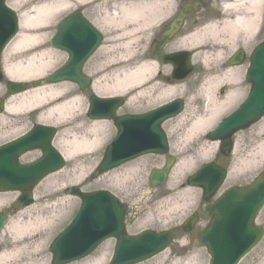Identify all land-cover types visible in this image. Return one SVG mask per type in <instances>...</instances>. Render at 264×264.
<instances>
[{"label": "rangeland", "instance_id": "1", "mask_svg": "<svg viewBox=\"0 0 264 264\" xmlns=\"http://www.w3.org/2000/svg\"><path fill=\"white\" fill-rule=\"evenodd\" d=\"M59 1H69L72 4V7L58 15L56 21L50 25L47 31V38L41 47L43 50L50 51L49 57L55 62V64L50 71L46 72L42 76L29 78L28 80H25V82L30 83L34 79L44 78L64 63L67 57L66 54L52 49L49 46V41L55 34L57 25L65 16L76 9L81 10L82 15L102 34L101 45L83 68L84 74L90 76L94 82H92V87L86 90V92H81L76 85L70 83L72 87H74L73 97L77 96L82 100L81 111L78 113L81 117L78 118L77 113L73 118L69 117L64 119H59L58 115H53V121H58V124L53 125L38 122V111L25 112V114L22 115H5L3 111L2 114H0V119H4L0 121V145L21 136L34 124L47 125L56 129L57 134L53 140V146L57 150H59L58 147L63 140L71 139L74 134L73 132H75L76 136L90 133V127L93 126L94 123H104L106 125L104 128L105 133L104 136H102V141L96 152H80L76 154L72 160H66L65 168L62 171L46 178L47 180H44L46 182L42 181L34 190V203L32 206L23 209L17 207L16 204L13 205L15 198L18 197V193L16 192L0 193V199H3L5 202L1 204L0 212H3L8 216V222L0 233V255L17 250L25 245L27 246L29 245L28 243H30L29 248L36 245L38 240L36 236L39 235L37 233L39 231L31 232L30 238L29 233H26L27 235L24 233L22 236L18 237V235H14L8 230L13 223L22 218L21 215L25 214V218L23 220L24 222L39 217L42 220L48 219L55 224L52 231L48 233L46 237L47 241L44 245V253L42 254V257L44 256L43 263L50 264L51 253L48 250L50 243L70 222L80 205L79 200L76 197H72L68 193L67 189L71 187H78V189L84 193L98 190L108 191L112 193L122 204H124L127 207L125 225L128 233H137L143 230H169L174 234L173 241L164 252L142 264H184L187 259H191L193 257L196 264H208V254L204 249L199 248L196 242V232L204 225V221L207 220V216L204 214L200 215V220L198 221L200 224H197L196 228H194V232L183 233L180 230L181 223L191 214V212H193L198 200H200V191H186V188H183L181 184H184V178L187 175L194 172L201 164L211 162L217 155L218 144L208 142L205 139V136L209 131L215 128L224 116L235 110L238 107L239 102H241L246 95L248 85L245 83L244 77L245 68L248 66L247 57L250 51L259 42L264 40V5L261 8L259 33L256 36H247V39H244L245 37L241 38L239 35L233 44L230 42V45L227 46L226 43L228 48L227 54L225 53V55L220 56L217 59H211L210 63H204L202 55L200 53L197 55L200 50L199 48L201 47L199 44L204 45V42L206 41V45L211 47L214 43L213 39L205 37L193 40L192 42H187L186 45L189 46L183 49L177 47L176 45L179 46V42L187 36V34L184 35V29H190L189 33L191 34L201 26L207 24L206 21L208 18L213 17L216 19V17H221L218 0H170L171 4L169 5H171L173 14L168 21H163L159 24V26L155 25V21L152 24L151 19L149 22L146 21L142 24L141 22L140 24H132L128 30L130 32L128 39H125L126 37L122 36L119 37L121 32H116L119 29V26L113 22V19L118 21L122 20L121 5L125 6L129 4V2H140L143 4L146 3V1L151 0H93L91 2H78L76 0H35L21 2L20 12L24 13L25 11H30L36 5L55 3ZM197 3L200 5L199 9L195 12H189L186 15L180 30L176 33L174 38L170 40L162 50L157 51L153 49V42L159 39L162 32L168 31L170 22L175 18L177 13L182 12L184 7L183 5L187 4L191 6L192 4ZM14 12L19 19L20 12H16L15 10ZM188 26L192 27L190 28ZM20 34L21 30L19 29V33L16 37ZM127 42L128 46L124 50L121 46ZM111 48L113 49L111 50ZM115 48H117V50ZM238 49L242 50L245 54V59L241 64L243 67L237 70L235 76L237 77V80L240 77L242 82L238 93L230 104L216 114L213 125L203 135H195L193 138L182 144V146L178 141V135L183 132L184 123L186 121L208 115L204 106V98H201V94H199L198 91L207 80L214 77L212 74L208 73L209 68L212 66L218 68L221 65L223 66L225 63L226 66H228L226 60H228V58ZM179 50L188 51L192 54L191 63L193 65V72L182 81H172L170 78V67L162 62V57L164 54L175 51L177 52ZM37 52L39 51L38 49L36 50V48L30 54L25 53L22 56L19 54V56H17V52H15L8 57V63L10 66L17 64L26 66L27 60ZM3 56L4 55H2L0 59V69L2 73L4 66ZM212 62L214 63L212 64ZM142 65H145L147 70L149 69L145 76V83L146 81L148 82L149 80L154 79L153 84H156L158 83V80H160L155 88L146 91L142 96H138L131 102L128 101L129 96L127 93L133 89L127 90L124 95H101L98 97L122 96L125 99L124 104L117 110L116 116L142 114L156 108L157 106L168 103L171 100H181L183 102L182 112L178 116L166 120L161 124V129L166 135L168 151L161 154L159 156L161 158L155 157L156 155H150L138 160L136 159V161L131 163L128 162L122 167L99 175L96 173V167L102 159L105 147L114 137L115 128L111 121L93 122L86 117L88 98L91 95L97 96L92 90L94 85L102 88L104 86L113 85L112 79H115L117 76L122 78L124 73L133 72L136 68ZM234 68L237 69L238 66ZM6 83V79H4L3 83L0 84V98L6 97ZM30 87L31 86L29 85V90L27 92L31 91ZM168 88H175L176 95L168 100H163L164 98H161L163 92ZM222 90L223 89H221L220 86L217 87L214 91V95L218 94L219 97L224 96L223 94L225 91ZM68 96L64 97L63 100H69L70 97L67 98ZM63 100L62 102L57 101L52 105L63 103ZM195 110H198V112L194 113ZM258 123L246 131L237 133L235 142L239 143L240 146L237 149V152L235 153L234 151L231 157V166L226 180V185L238 182L247 183L250 180L253 171L260 172L264 169V161L260 162L261 153L258 155L257 151L254 150V135L259 133V131L264 128V126L259 127ZM211 147L212 150L209 154V158L203 160L201 157L203 154L202 150L204 148L208 149ZM39 156V152H32L23 156L21 162H31L39 158ZM168 156L174 158L176 162L175 167L184 162H186L185 164L192 165L191 167H186L179 173H183L181 177L178 174L179 178L177 177L174 180V182L176 181V188H174L175 186L173 187L170 185L171 175L174 170L171 172L172 174L165 184L161 187L152 188L147 181L149 171L153 167L155 168L157 166H161L163 160ZM241 156L245 159H250L251 157L254 159L256 156L258 158L256 157L257 160L255 158L254 160L256 161L253 164L251 163L249 168H247L249 164L245 165V167H241L239 165L241 162L239 161ZM218 160L219 158L217 161ZM254 164H257V166L253 167ZM138 166L140 168L135 174V180L133 182L129 180L130 182L127 181V183H125L124 180L126 174L131 169ZM43 182L49 183V185L47 188L39 191V187ZM21 212L24 213L20 215ZM19 216L21 217L19 218ZM256 223L264 228V208L258 215ZM113 244V240L107 241L90 257L73 264H91L95 259L100 257V259H103L104 264H108L112 255ZM27 253L28 250H26V254ZM42 257L39 256L37 259H34L37 261V264ZM25 258H27V255H24V261ZM261 261L264 262V237L260 244L255 247L239 264H256ZM13 262H8V264H13Z\"/></svg>", "mask_w": 264, "mask_h": 264}, {"label": "water", "instance_id": "2", "mask_svg": "<svg viewBox=\"0 0 264 264\" xmlns=\"http://www.w3.org/2000/svg\"><path fill=\"white\" fill-rule=\"evenodd\" d=\"M6 0H0V56L3 48L17 32V19L13 11L6 7ZM198 5L185 6L180 14L164 32L157 44L161 49L180 29L185 14L196 11ZM100 34L86 21L80 12L67 17L58 26L51 40V46L68 53V61L58 71L44 81H35L33 87L42 84H55L63 81L76 83L82 91L90 85V80L82 73L84 62L100 44ZM189 53L179 52L166 56L164 62L172 63L173 78L181 80L191 71ZM242 51L234 55L231 65L243 60ZM246 80L252 84L245 103L229 117L224 119L208 135L210 140H222L221 150L226 154L230 148V134L247 128L264 116V42L250 56V66ZM2 74L0 71V82ZM26 85L9 82L10 95L24 92ZM90 119H112L117 128L114 142L107 148L103 160L97 168L99 174L118 167L124 162L147 153H164L165 137L160 125L168 118L175 117L182 109L180 101H174L144 116L114 118L115 110L122 100L89 99ZM3 103L0 100V113ZM54 129L36 125L19 139L0 147V192L19 191L20 206L32 204V189L48 174L62 168V157L51 146ZM39 149L42 157L28 165H20L18 158L24 153ZM172 160L162 171L151 173L153 186L162 185L166 179ZM224 178V172L205 165L194 175L191 185L204 190L203 198L208 200ZM190 183V181H189ZM70 194L81 200V207L71 224L50 246L52 264H67L80 260L90 254L105 239L114 237L118 243L110 264H133L145 260L162 251L172 239L169 233H144L136 238H126L124 217L126 207L107 192L81 193L72 188ZM264 205V171L246 188L232 189L214 205L207 208L210 223L198 235V244L205 247L211 257L210 264H237L261 239L262 229L254 225V218ZM6 216L0 214V230ZM192 223L183 226L185 232Z\"/></svg>", "mask_w": 264, "mask_h": 264}, {"label": "bare ground", "instance_id": "3", "mask_svg": "<svg viewBox=\"0 0 264 264\" xmlns=\"http://www.w3.org/2000/svg\"><path fill=\"white\" fill-rule=\"evenodd\" d=\"M27 1L35 0H9L7 3L11 9L15 10L16 12H20L21 2ZM76 1L91 2L93 0ZM218 3L221 17H216V19H214L213 17L208 18L206 21L207 24H205L204 22L205 25L201 26L191 34L189 33L190 29H184V35L187 34V36L179 42V46L176 45L177 47L183 49L189 46L186 45L187 42H192L193 40L205 37L213 39L214 43L211 47H209V45H206V41L204 42V45L199 44L201 47L199 48L200 50L197 55L199 53L202 55L204 63H210L211 59H217L218 57L225 55V53L227 54V46L230 45V42L231 44H233V42L237 40V37H239V35L241 36V38L245 37L244 39H247V36H256L259 33L260 12L261 8L264 5V0H218ZM169 4H171L170 0H151L146 1V3L143 4L140 2H129V4L125 6L121 5L122 20L118 21L113 19V22L117 26H119V29L116 32H121L119 37L122 36L126 37L125 39H128L130 36V32L128 30L132 26V24H140V22L142 24L146 21L149 22V20L151 19L152 24L155 21V25L159 26V24H161L163 21H168V19L171 18L173 14L171 5ZM70 7H72V4L69 1H59L55 3L36 5L30 11H25L24 13L20 12L19 25L21 34L10 42L3 54V77L4 79H6V82L18 80L25 81L29 78L40 77L52 69L55 62L49 57L50 51L43 50L41 49V47L45 39L47 38V31L50 25L54 21H56L58 15L67 11ZM188 27L191 28L192 26ZM127 46L128 42L124 43L121 48L123 47V49L125 50ZM35 48L36 50L38 49L39 52L33 54L27 60L26 66H21L20 64L10 66V64L8 63V57L13 53L17 52V56H22L25 53L30 54L33 50H35ZM112 49L113 48H111V50ZM115 49L117 50V48ZM213 63L214 62H212V64ZM241 67H243V65H241L237 69H231L226 66L225 63L223 64V66L221 65L218 68L215 66L209 68L208 73L212 74L214 77H211L209 80H207L206 83H204V85H202L200 87L201 89L198 91L199 94H201V98H204V106L208 112V115L204 117H198L194 120L186 121L184 123L183 132L178 135V141L179 143H181V145L193 138L195 135L197 136V134L203 135L213 125L216 114L221 109L230 104V102H232L241 87V78L239 77L237 80V77H235L237 70H239ZM148 70L145 65H142L136 68V70H134L133 72L124 73L122 78L117 76L115 77V79H112L113 85L104 86L103 88L94 85L92 90L95 95L101 96L124 95L127 90L133 89L127 93L129 96L128 101L131 102L138 96H142L146 91L155 88V86L160 82V80H158V83L151 84L150 86L147 85L148 83H144L145 76ZM67 83L69 82H62L56 85L42 86L39 88H30V92L20 94V96L18 95L16 97H7L4 113L5 115H22L25 114V112L38 111V122L53 125L58 124V121H53V115H58L59 119L69 117L73 118L76 113L78 114L81 111L82 100L77 96L73 97L74 87H72L71 85L73 83ZM219 86L221 89L225 88L226 86L228 88V92H225L224 96L222 97H219L218 94L214 95V91ZM175 95L176 89L168 88L163 92L161 98H164L163 100H168ZM66 96H68L67 98H70L69 100L64 101L63 98ZM62 100L63 103L52 105L57 101L62 102ZM196 112H198V110L194 111V113ZM80 117L81 115L78 114V118ZM2 120L4 119H0V121ZM263 120H261L262 122L260 121L258 123L259 127L264 126ZM105 127L106 125L104 123H94L93 126L90 127L91 132L82 134L81 136H76L75 132H73L75 130H73L72 132L74 134L71 139L63 140L58 147L59 152L64 156L65 160H72V158L80 152H96L102 141V136H104ZM254 139V150L257 151L258 155L261 153L260 162L264 161V128L260 130L259 133L254 135ZM239 146V143L236 142L234 149L235 153L237 152ZM211 150L212 147L208 149L204 148L202 150L203 154L201 155V157L203 160L209 158ZM240 158L241 159H239V161L241 162L239 163V165L241 167H245V165L249 164L247 168H249L251 163L253 164L257 160V158L256 160H254L255 158L253 159V157H251L250 159H245L241 156ZM185 163L186 162L177 165L174 168L173 174L171 173L172 175L170 179V185H172L173 187L175 186L174 188H176V181L174 182V180L179 175L180 177L183 175V173H179L186 167H191L192 165ZM254 166H257V164H254L253 167ZM139 168L140 167L138 166L131 169L126 174L124 182L127 183V181L129 180L133 182L135 180V174L137 171H139ZM50 176L51 175H49L48 177ZM44 182L42 183V185H40L39 191L48 187L49 183ZM190 190L192 189H186V191ZM3 203H5L4 200L0 199V207ZM23 213L24 212H21L20 215ZM21 216V219L13 223L8 228L9 232L14 235H18V237L22 236L24 233H29L31 238V232L39 231L37 232L39 235L36 236L38 238L37 243L36 245H34V247L29 248L30 243H28L29 245L27 246L25 245L18 248L17 250L0 255V264H8V262L13 261V264H37V261H35L34 259H37V257L39 256L42 257V254L44 253V245L47 241L46 237L48 233L52 231L55 224L48 219L42 220L39 217L24 222L23 220L25 218V214ZM21 216H19V218ZM26 250H28L27 254ZM24 255H27L25 261ZM43 257L40 258L38 264H44ZM100 258L95 259L91 264H104L103 259ZM184 264H196V261L193 257L191 259H187ZM256 264H264V262L261 261L257 262Z\"/></svg>", "mask_w": 264, "mask_h": 264}, {"label": "flooded vegetation", "instance_id": "4", "mask_svg": "<svg viewBox=\"0 0 264 264\" xmlns=\"http://www.w3.org/2000/svg\"><path fill=\"white\" fill-rule=\"evenodd\" d=\"M153 49H155L154 46H153ZM167 80H168V79H167ZM225 90L228 91V88L225 87L222 91H225ZM231 142L235 144V136L232 137ZM231 157H232L231 154L228 155V156H224L221 152H219V156H218V158H219V160H220V161H219V164H220V166H221L222 168H224L225 170H228V171L230 170V166H231ZM223 162H224V163H223ZM237 185H238V186H242L243 184H242V183H237ZM205 207H206L205 204H202V203H200V202L198 203V207H197V209H196V210L199 211V212H198V215H197V218H198L197 223H198V221L200 220V215H201V214L206 215ZM198 224H200V223H198ZM195 228H196V227H195Z\"/></svg>", "mask_w": 264, "mask_h": 264}]
</instances>
